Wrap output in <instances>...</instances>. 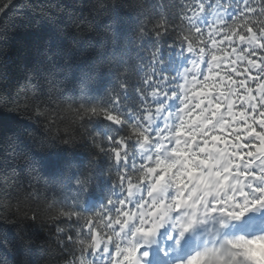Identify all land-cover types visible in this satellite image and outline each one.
Instances as JSON below:
<instances>
[{
  "label": "snow or ice",
  "instance_id": "6c2138e0",
  "mask_svg": "<svg viewBox=\"0 0 264 264\" xmlns=\"http://www.w3.org/2000/svg\"><path fill=\"white\" fill-rule=\"evenodd\" d=\"M16 6L7 0L0 11ZM179 6L188 26L189 35L184 39L189 41L191 67L171 79L161 72L162 40L167 32L161 21L170 11L163 0L152 6L155 22L151 27L143 11L134 20L126 12L132 27L123 39L122 8L115 0L111 5H100L104 11L97 15L102 19L81 17L88 26L87 34L71 17H48L40 28L47 31L38 34L30 51L24 53L31 56V62L24 65V78L33 95L45 89L49 93L78 90L82 103L77 114L88 121L81 127L103 156V160L90 158L82 168L75 163L64 165L60 185L62 189L70 186L74 203L65 205L60 215L68 220L74 216L84 219L89 229L86 237L77 236V250L69 248L71 264H146L149 253L141 249L156 244L159 231L164 229L153 230L159 212L187 199L192 176L207 174L209 149L213 147L228 153L230 176L238 182L241 174L248 177L240 183V198L248 203L249 197L259 202L242 208L236 221L249 213H264V155L256 151L258 142L264 141V0H179ZM202 25L209 26L210 37L223 33L221 40H212V48L202 38ZM193 32L201 34L196 37L200 42L195 47ZM132 49H136L131 58L135 63L128 55ZM142 52L147 54V63L143 62ZM134 72L140 75L133 85ZM103 77L111 78V95L101 105L88 106L89 92ZM130 87L136 91L131 102ZM97 122H103L104 131L94 129ZM90 125L99 140L87 132ZM129 127L132 135L126 134ZM35 134L36 130L25 129L0 140V167H6L9 160H22L30 172L35 169L32 153L56 145V138L42 136L37 142ZM79 135L82 138L83 134ZM77 138L69 131L59 140L72 148ZM130 140L134 142L128 143ZM105 161L111 184L106 197L110 207L104 215L96 213L100 218L96 223L104 229L101 234L93 230V219L84 217L76 208L81 195L96 183L98 169ZM233 167L235 171H229ZM165 186L167 195L157 199L156 192ZM177 209L174 216L182 211ZM31 219L33 224L15 215L0 217V264H39L37 242L30 233L39 217L33 215ZM172 229L177 235L169 239L179 248L187 230ZM57 231L64 229L58 227ZM246 231L253 234L240 236L238 242H264V221L259 229ZM67 238L72 239L71 235ZM233 260L234 264H255L243 252L235 253ZM171 264L176 261L173 259Z\"/></svg>",
  "mask_w": 264,
  "mask_h": 264
},
{
  "label": "trees",
  "instance_id": "16d2710c",
  "mask_svg": "<svg viewBox=\"0 0 264 264\" xmlns=\"http://www.w3.org/2000/svg\"><path fill=\"white\" fill-rule=\"evenodd\" d=\"M115 2L122 8L120 38L123 39L132 27V20L127 13H131L134 20L143 11L151 27L155 22L151 9L154 4H159L160 0H115ZM6 3L7 0H0V6ZM12 3L17 6L0 11V140H5L11 134H20L26 129L36 130L37 142L42 136H48L56 138L53 140L56 145L45 151L32 153L35 169L31 172L22 160H9L5 162L6 167H0V217L15 215L26 224H33L31 217L38 216L39 222L30 229V233L37 242L39 264H71L73 256L68 254L69 248L77 250L79 248L77 236L86 237L89 229L84 219L77 220L74 216L68 220L60 215L65 210V205L74 203L71 199L74 194L70 191V186L62 189L60 185L65 170L64 165L75 163L82 168L90 158L103 160V156L92 144V139L86 134L85 129L81 127L88 121L87 117L81 120L77 114L82 103L78 90L67 89L49 93L45 89L33 95L24 78V65L31 62V56H25L24 53L30 51L32 42L38 34L47 31V28L41 30L40 28L48 17H63L65 20L71 17L74 22H80V27L84 30L83 34H87L88 26L81 22V17L91 20L93 16H97L98 19H102L103 17L97 15L98 12L104 11L100 5H111L113 0H12ZM163 3L170 11L165 13V19L161 21L167 29L162 40L161 72L171 79L179 72L182 73L185 67H189L191 59V54L187 53L189 41L184 39L189 32L187 21L180 15L179 0H163ZM21 5L26 6L21 7ZM202 30V38L208 41V48H212L213 39L219 41L223 37V33L220 36L210 37L209 26L202 25ZM191 35L195 47L200 42L196 37L201 34L193 32ZM147 43L145 41L146 46ZM224 43L226 45L227 41ZM169 44H174L175 47L169 49ZM181 47L184 53L181 52ZM135 52L136 49H132L128 54L130 59L135 57ZM140 55L145 57L143 62L147 63V54L142 52ZM131 62L136 61L131 59ZM139 75L133 73L131 80L133 85L139 79ZM110 86H112L110 77L101 78L89 92L88 106L105 103L107 97L111 95L108 90ZM135 96V89L130 87L128 93L130 102ZM173 104L176 105L175 102ZM131 107L134 108L135 105L132 104ZM93 127L96 131H104L103 122H97ZM69 131L78 136L72 148L63 145L59 140V137ZM87 132H92L97 140L100 139L91 125ZM79 134H83L82 138ZM126 134L132 135L130 127ZM133 142L134 140L128 141L130 144ZM256 151L264 155V141L258 142ZM92 152H96V157H92ZM106 164V161L102 163V167L97 172L96 183L88 192L81 195V203L76 208L84 217L93 219V230L100 231L101 234L104 229L102 225L96 223L100 220L96 213L104 215L106 208L110 207L106 202L111 187L107 180ZM112 175L115 180V173L113 172ZM77 225H83V228ZM58 227L63 228L64 231L58 232ZM69 235L72 237L71 240L67 238ZM61 237L64 239L61 240Z\"/></svg>",
  "mask_w": 264,
  "mask_h": 264
},
{
  "label": "clouds",
  "instance_id": "9594fccd",
  "mask_svg": "<svg viewBox=\"0 0 264 264\" xmlns=\"http://www.w3.org/2000/svg\"><path fill=\"white\" fill-rule=\"evenodd\" d=\"M209 164L207 174L200 173L193 175L187 199L176 201V207L169 206L161 209L155 219L153 230L159 231L161 228L171 226L187 233H195L199 236L197 247L194 253L186 259L187 264H234L233 255L243 252L250 257L257 252L258 245L264 242L244 243L238 242L242 235H225V229L229 227L226 221H220L218 228L207 227L211 221V210L208 207L210 199H219L221 193L226 190L236 188V178L229 179L227 169L230 167L229 155L224 150H217L215 147L209 149ZM167 187H163L156 192V198L160 199L167 195ZM182 208L177 215L176 208ZM237 215L231 217L232 222L236 221ZM211 233L210 236L206 235ZM147 235V234H146ZM255 264H264V260L253 259Z\"/></svg>",
  "mask_w": 264,
  "mask_h": 264
},
{
  "label": "rangeland",
  "instance_id": "374dc122",
  "mask_svg": "<svg viewBox=\"0 0 264 264\" xmlns=\"http://www.w3.org/2000/svg\"><path fill=\"white\" fill-rule=\"evenodd\" d=\"M189 67H191V64H189ZM203 67V66H202ZM189 79H191V74H189ZM176 107V105H174V108ZM237 181H235L236 183ZM239 192L238 188H230L228 190H226V192L221 193L219 199H210L208 202V207L211 210V221L209 223V225L207 227L209 228H213L216 229L218 228L219 222L220 221H226L229 223V227L227 229H225L224 231L226 232H233L235 231L238 227H244L245 222H248L249 220H251V215L252 213L246 214L244 218H242L243 221H234L232 222V220H230L225 214L226 212H222L221 209H230V211H232L233 207H239V209L241 210L242 208H248L253 206V203H248L245 202L243 205H241L242 199L240 198V196L237 194ZM237 202V204H236ZM259 202H257L256 204H258ZM180 209L178 208L177 211H179ZM226 210V211H227ZM240 210L238 212H240ZM228 212V211H227ZM238 213H235L234 215H237ZM264 216V213H260ZM250 217V218H249ZM176 234V232L172 229V227L166 226L164 229L159 231V236L157 237V239H159L156 244H154L152 250L148 251L149 253V258L146 259V264H155V253L158 252L159 250H162L163 252L168 251V255H173V251L176 250V246L174 245L173 247V242L169 239V237H174ZM206 235L210 236L211 233H207ZM194 237H198L196 236L195 233H186L181 246L184 248L187 247L188 243H190L191 239ZM167 243H169V247H167ZM163 245V248H161ZM257 258V257H255ZM253 259V258H252Z\"/></svg>",
  "mask_w": 264,
  "mask_h": 264
}]
</instances>
